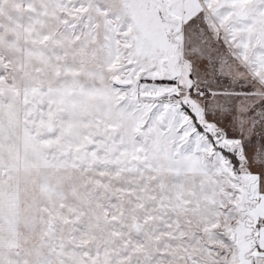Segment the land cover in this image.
<instances>
[{
  "label": "snow or ice",
  "instance_id": "1",
  "mask_svg": "<svg viewBox=\"0 0 264 264\" xmlns=\"http://www.w3.org/2000/svg\"><path fill=\"white\" fill-rule=\"evenodd\" d=\"M0 264H264V0H0Z\"/></svg>",
  "mask_w": 264,
  "mask_h": 264
}]
</instances>
